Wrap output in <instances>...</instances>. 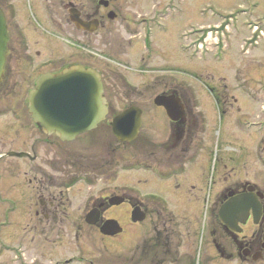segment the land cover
I'll list each match as a JSON object with an SVG mask.
<instances>
[{"label": "flooded vegetation", "instance_id": "1", "mask_svg": "<svg viewBox=\"0 0 264 264\" xmlns=\"http://www.w3.org/2000/svg\"><path fill=\"white\" fill-rule=\"evenodd\" d=\"M14 1L7 5L0 3L6 24L0 97L9 98L14 92V84H29L27 108H24L28 115L26 120L21 119L18 109L11 115L24 130L23 147L18 146L17 151L6 150L5 142L1 145V139L7 137L15 146L18 138L15 135L13 138L6 136L5 131L0 130V264H96L100 261V254H109L105 264H129L133 259L136 261L134 264H215L218 260L264 264V188L256 182L241 180V177L237 181L226 182L231 177L228 175L226 184L220 181L222 187L218 188V185L209 189L207 176L200 177L198 174V165V185L187 188L180 180L187 172L188 153L187 149H183V155L181 147L191 144V136L199 124L197 115L202 112L192 105L191 98L172 84L174 79L168 73L174 70L173 66H152L153 71L148 68V72H156L155 79H162L165 84L159 94L173 96L182 105L177 110L176 120H171L166 110L160 107L167 119V137L151 142L141 134L142 126L132 141H121L115 137L112 120L120 112H115L112 107L111 84L116 86L117 81L127 80L116 67L96 59L99 54L94 50L93 35L99 30L110 33L106 18H118L122 10L117 5L119 0H29L25 6H16ZM60 7L67 10L68 16L64 10L56 9ZM44 10L51 15L49 19L42 15ZM70 11L88 28L92 27L91 22L93 24L97 20L99 28L91 32L77 27L71 20ZM111 11L115 13L114 19L109 16ZM121 18L124 30L129 27V22L127 17ZM31 19L43 30L46 28L41 24L49 22L55 32L51 36L46 35L33 25ZM71 27L74 31H70ZM28 28L33 30L34 36ZM64 30L70 39H74V46L69 47L71 51L68 52L60 41ZM148 31L143 38L146 52L148 42L151 44ZM38 35L41 40L34 39ZM141 61L147 65L149 59L142 55ZM130 65L127 62L125 67L131 68ZM76 66L93 69L100 74L108 111L92 129L72 140H62L55 134L48 135L34 122L28 107V96L41 76L58 74ZM209 92L214 95L217 113L226 114L227 96L219 95L214 87ZM143 115L142 109V120ZM75 142L76 148L72 145ZM134 143L139 147L140 151H137L141 152L138 155L139 168L151 169L155 174L157 186L152 192L129 187L120 177L121 171L126 168L127 146ZM11 159L23 161V169L17 175L12 169ZM172 181L173 186L170 185ZM140 182L147 184L148 179H140ZM165 182L169 184L165 185ZM191 190L195 193L188 200H193L194 207H199L200 211L205 210L203 216L208 222L203 239H200L202 219L199 221L200 232L193 234L187 225V209L177 204L176 196L186 205V197ZM240 201H243V207L236 211L232 227L222 219L221 209L230 202H238L239 205ZM135 209H139L144 216L142 221H133ZM90 214L97 218L96 223L87 222ZM179 217L184 219L183 224ZM109 222H116L122 232L103 234L101 227ZM128 227H138L141 231L138 235V254L134 257L122 252ZM88 230L95 231L99 237L98 244L84 240ZM187 238H190L196 254L187 249ZM209 240L217 254L200 251L202 241L206 245ZM5 242L8 245H3ZM4 249L10 254H4Z\"/></svg>", "mask_w": 264, "mask_h": 264}, {"label": "rangeland", "instance_id": "2", "mask_svg": "<svg viewBox=\"0 0 264 264\" xmlns=\"http://www.w3.org/2000/svg\"><path fill=\"white\" fill-rule=\"evenodd\" d=\"M11 1L14 0H0V3L7 5ZM28 1L15 0L14 3L16 6H25ZM117 5L122 7L118 18H106L110 33L99 30L93 35L94 50L99 54L96 59L116 67L127 80L117 81L116 86L111 84L113 94L110 100L114 111L121 112L132 104L139 106L144 110L141 134L151 142L165 139L169 132L166 115L154 103V98L163 90L165 84L162 79H155L156 72H148V68L153 71L152 66H173L174 70L168 73L174 79L172 84L191 98L192 105L202 112L197 115L199 124L191 136V144L186 148L181 147L183 155V149L188 150L187 172L180 178L183 185L187 188H191L193 184L198 185V165V174L200 177L207 176L206 184L209 189L218 185V188L222 187L220 181L226 184L231 180L237 181L240 177L241 180L256 182L263 189L264 0H119ZM56 7L59 5L56 4ZM60 8L56 9L64 10ZM63 12L68 16L67 10ZM42 15L47 19L51 16L47 10ZM123 16L129 22V27L124 30L121 21ZM31 21L48 36L55 32L47 21L46 24H41L46 30L39 27L34 20ZM69 29L74 31L72 27ZM28 30L33 35V30ZM146 31L151 36L148 52L143 46ZM67 33L65 30L59 33L66 52L71 51L69 47L74 46V39H70ZM34 39L41 40L42 37L38 35ZM142 55L149 59L147 65L141 61ZM127 62L132 64L131 68L125 67ZM14 85V92L9 98L0 97V130L3 129L6 136L11 135L13 138L15 135L18 139L15 140V146H12L7 137L0 139L1 145L5 142L6 150L17 151L18 146L23 147L25 136L19 122L11 115L18 109L21 119L26 120L28 112L24 108H27L29 84ZM211 87L219 95L227 96L226 114L217 113L214 95L209 92ZM22 122L24 123L23 120ZM76 144L77 142L72 145L76 148ZM137 150V144H128L126 168L121 171L120 177L129 187L152 192L157 186L155 174L151 169L139 168L138 155L141 152ZM11 160L12 169L17 175L23 169V161ZM228 175L231 177L225 182ZM140 179H148V183L142 184ZM173 182H170L171 186ZM168 184L165 182V185ZM190 192L186 197L187 206L183 200H178V196L177 204L187 209V225L193 234L200 232L199 221L202 219L200 239H203L208 229L207 218L203 216L205 210L200 211L199 207H194L193 200H188L195 193L192 190ZM178 219L184 223L182 217ZM205 219L207 227L204 228ZM128 228L122 252L128 257H134L138 254V235L141 231L138 227ZM145 235L150 236L148 233ZM84 240L93 245L99 243L95 231L88 230ZM3 245H8V242ZM187 249H192V254H196L190 238H187ZM200 251L217 254L210 240L206 245L202 241ZM3 253L10 254L7 249ZM108 255H98L100 261L96 264H105ZM135 262L133 259L129 264ZM215 264L238 263L218 260Z\"/></svg>", "mask_w": 264, "mask_h": 264}, {"label": "water", "instance_id": "3", "mask_svg": "<svg viewBox=\"0 0 264 264\" xmlns=\"http://www.w3.org/2000/svg\"><path fill=\"white\" fill-rule=\"evenodd\" d=\"M107 3V2H105ZM109 16L114 19L115 13ZM71 20L79 28L93 32L98 29L97 20L86 23L70 11ZM6 53V24L5 16L0 8V80L4 71ZM29 111L34 122L48 135L55 134L62 140H72L77 135L92 129L107 114L108 103L104 96L101 76L93 69L76 66L58 74L41 76L29 94ZM154 103L164 107L171 120L178 118L177 110L182 108L179 99L160 94ZM142 110L138 106L129 108L116 115L112 121L113 133L121 141L134 140L142 125ZM15 154V153H12ZM22 155V154H15ZM243 201L228 203L221 209V217L225 223L232 225L236 211L243 207ZM251 205V203H249ZM133 221H142L144 216L139 209L132 214ZM97 218L90 214L87 222L94 224ZM115 222H109L101 227L105 235H115L122 232V228Z\"/></svg>", "mask_w": 264, "mask_h": 264}]
</instances>
